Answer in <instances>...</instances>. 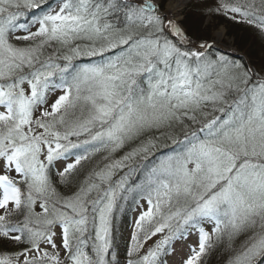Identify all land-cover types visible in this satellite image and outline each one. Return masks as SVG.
<instances>
[{
  "label": "snow or ice",
  "instance_id": "snow-or-ice-1",
  "mask_svg": "<svg viewBox=\"0 0 264 264\" xmlns=\"http://www.w3.org/2000/svg\"><path fill=\"white\" fill-rule=\"evenodd\" d=\"M187 3L0 0V264H122L130 210L123 264H264V69ZM202 14L264 37V0Z\"/></svg>",
  "mask_w": 264,
  "mask_h": 264
},
{
  "label": "rangeland",
  "instance_id": "rangeland-1",
  "mask_svg": "<svg viewBox=\"0 0 264 264\" xmlns=\"http://www.w3.org/2000/svg\"><path fill=\"white\" fill-rule=\"evenodd\" d=\"M173 0H168V3L171 2ZM205 0H188V3L186 4V6L184 7L183 9V16L181 17V19L183 21H185V17L188 15L185 16V12L190 8V7H195V8H198L202 11V8H203V4H204ZM177 9V8H176ZM179 9H177L176 12H178ZM220 19H222V25H219L218 27L216 28H213V26H208V28H206L204 25H206L207 22L210 21V18L207 17L205 19V22H202V24L200 25V28L199 30H194V33L195 35H190L192 37L193 40H199L201 38H213L217 35V33L221 32V36H220V46L222 49H226V50H229V52L231 53L232 56H234L235 58L237 59H244L243 56H241V58H239V55L238 53H242V52H239L238 49L236 48V46L234 45V38L232 36L229 37V36H226V32H227V28L225 26V22H223V20H228L229 22V19H227L226 17L224 16H216ZM187 18V17H186ZM193 20H196L198 21L199 18L198 16H193L192 17ZM224 20V21H225ZM227 23V22H226ZM239 33H245V35L243 34V37L246 38V37H249L251 38L249 41H252L253 40V44H254V47L257 49V48H261V46L254 40L255 38L253 37V35L251 34L250 30H249V26L248 25H244V24H240L239 25ZM231 32L234 36L236 35V31L235 29H232ZM233 39V40H232ZM244 54V52H243ZM245 55V54H244ZM246 56V55H245ZM246 63H249L256 71H260L261 69L258 68L260 67V65H262L260 62H257L256 64L252 62V60L250 61L248 59V57H246ZM255 66H258V67H255ZM135 215V212H131V220L133 218V216ZM205 229L206 230H209L210 231V226H205ZM129 232H130V228H127V229H123L121 230V239H124V241L127 242L128 240V236H129ZM155 239H157L156 237L153 238L152 241H149L147 245H145V248L149 247L154 241ZM197 240H198V237L196 234H192L190 235L187 239H184V240H179L177 241L174 245H173V252L170 256L167 257V264H182V261L183 259L186 258V256L189 254V247L190 246H194L196 245L197 243ZM121 244V242H119ZM220 258L219 256V253L218 255L216 256V258ZM121 260V262H123L124 260L119 258ZM210 259L209 258L207 260L208 264H213L214 260H212L210 262ZM221 259V258H220ZM225 261V260H224Z\"/></svg>",
  "mask_w": 264,
  "mask_h": 264
},
{
  "label": "trees",
  "instance_id": "trees-1",
  "mask_svg": "<svg viewBox=\"0 0 264 264\" xmlns=\"http://www.w3.org/2000/svg\"><path fill=\"white\" fill-rule=\"evenodd\" d=\"M188 14V15H187ZM187 15V16H186ZM185 21H183L184 27L187 29L189 35H195L194 30H199L200 25L202 24V22H205V19L207 18L205 15L202 14V11L198 8L195 7H190L186 12H185ZM193 16H198L199 20H193ZM210 21L206 23V25H204L206 28H208V26H213V28L218 27L219 25H222L224 23H222V19L214 16V17H209ZM225 20V19H224ZM223 22H225V26L227 28V32H226V36H229L232 38H234V45L236 46V48L238 49L239 52H244V54L246 55V57H248V59L253 63H257L260 62L262 65H260V67H258L260 69H264V37H262L259 32L250 27L249 26V30L251 32V34L253 35V37L255 38L254 40L261 46V48H255L254 44H253V40L249 41L251 38L243 37V34L245 35V33H239V25L238 23L232 21V20H225ZM227 22V23H226ZM232 29H235L236 31V35L234 36L231 32ZM242 32V31H241ZM233 40V39H232ZM244 61V60H243ZM245 62V61H244ZM98 159V158H97ZM92 165L91 164H86L85 166V170H87L88 168H90ZM131 210L128 212V215L126 218L122 217L121 218V230H125L128 227V225L130 224L131 221ZM126 219V222H125ZM120 248H119V258L124 260V252H125V245H126V241H124V239L120 238ZM220 258H216V256L218 255ZM210 259V262L212 260H214L213 264H224V260H225V256L223 253H221L219 250L212 252L210 255H208L207 257H205V261L204 264H208L207 260ZM123 264V262H122Z\"/></svg>",
  "mask_w": 264,
  "mask_h": 264
},
{
  "label": "bare ground",
  "instance_id": "bare-ground-1",
  "mask_svg": "<svg viewBox=\"0 0 264 264\" xmlns=\"http://www.w3.org/2000/svg\"><path fill=\"white\" fill-rule=\"evenodd\" d=\"M176 2H177V0H173V1L169 2V4H175ZM172 11H173V12H176L177 9H176L175 7H173V8H172ZM221 34H222V33L219 32V35H220V36H221Z\"/></svg>",
  "mask_w": 264,
  "mask_h": 264
},
{
  "label": "water",
  "instance_id": "water-1",
  "mask_svg": "<svg viewBox=\"0 0 264 264\" xmlns=\"http://www.w3.org/2000/svg\"><path fill=\"white\" fill-rule=\"evenodd\" d=\"M242 56V55H241ZM239 57H240V55H239Z\"/></svg>",
  "mask_w": 264,
  "mask_h": 264
}]
</instances>
